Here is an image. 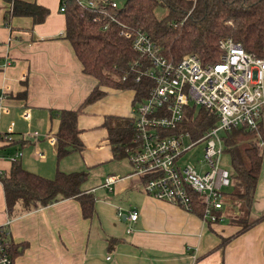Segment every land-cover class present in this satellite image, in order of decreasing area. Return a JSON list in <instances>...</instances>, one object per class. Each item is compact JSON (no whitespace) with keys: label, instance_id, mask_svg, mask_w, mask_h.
I'll list each match as a JSON object with an SVG mask.
<instances>
[{"label":"crops","instance_id":"0c3cea01","mask_svg":"<svg viewBox=\"0 0 264 264\" xmlns=\"http://www.w3.org/2000/svg\"><path fill=\"white\" fill-rule=\"evenodd\" d=\"M11 1L0 0V62L8 61L0 69L6 108L0 117V133L12 123L9 143L0 146V173H7L10 162L6 158L18 150V164L41 177L51 179L57 170L83 172L79 189L93 197L88 218L81 217L73 198L58 199L7 218L0 184V227L16 247L12 264H264V218L238 233L239 227L226 218L217 223L203 222L193 212L142 193L138 179L129 176L127 158H111L103 120L129 119L131 90L115 89L124 96L118 110L107 104L101 108L81 106L75 127L82 148L56 158L57 111L78 108L96 81L81 72L63 38L59 0H23L47 10L39 23H32L27 16L5 20ZM103 88L98 87L104 94ZM31 132L37 136L32 137ZM90 136L92 142L88 144ZM88 145H92L93 153L86 151ZM28 153L33 158H28ZM120 160L125 162L120 164ZM107 176L116 179L110 190L101 187ZM131 210L137 213L133 222L125 218ZM263 211L264 146L248 218H256Z\"/></svg>","mask_w":264,"mask_h":264},{"label":"trees","instance_id":"16d2710c","mask_svg":"<svg viewBox=\"0 0 264 264\" xmlns=\"http://www.w3.org/2000/svg\"><path fill=\"white\" fill-rule=\"evenodd\" d=\"M79 1L84 0H59L58 5L63 4V38L69 43L81 72L91 76L96 84L78 108L57 111L56 158L81 150L75 117L81 106L103 94L99 86L131 90V105L146 96L152 81L146 77L135 80L137 66L134 63L143 61L130 48L131 37L136 31L144 33L157 48V53L169 63L187 54L201 63L215 62L220 52L217 41L224 39L264 59V0H124L119 7L114 4L113 8L110 0H91L95 3L92 8ZM157 9L164 12L162 16L155 15ZM46 14L45 8L33 2L12 0L4 19L27 16L32 23H39ZM213 120L214 117L201 109L194 114V107L189 106L184 110L181 126L194 139ZM103 126L111 158H127L136 143L130 119L108 117L103 120ZM221 138L231 167L229 191L225 193L231 202L239 203L240 212L226 219L239 227L238 233L264 218V211L256 218H248L259 172L260 151L264 146V124H258L254 130L232 128ZM260 142L261 148L258 147ZM83 178V172L57 170L53 178L47 179L23 169L16 160L10 162L7 173H0L7 218L63 198L75 199L81 217H90L93 197L91 192L79 189ZM191 212L200 216V207L194 204ZM15 249L7 239L11 260Z\"/></svg>","mask_w":264,"mask_h":264},{"label":"built area","instance_id":"2783aa9c","mask_svg":"<svg viewBox=\"0 0 264 264\" xmlns=\"http://www.w3.org/2000/svg\"><path fill=\"white\" fill-rule=\"evenodd\" d=\"M79 3L88 8L95 6L91 0ZM109 5L115 6L112 2ZM58 10L62 12V3ZM130 48L143 61L134 63L135 80L146 77L152 86L141 101L131 105L129 119L136 143L127 154L129 176L137 178L141 192L152 199L189 213L194 204L198 205L203 222L217 223L234 217L236 203L225 193L230 184L229 172L218 167L216 160L223 151L221 137L226 131L254 130L264 124V59L224 39L217 41L220 52L215 62L201 63L187 54L169 63L140 31L133 33ZM6 65L8 61L3 59L0 69ZM4 99L5 90L0 89V117L6 112ZM189 106L214 117L212 124L194 139L181 126L184 110ZM11 127L9 123L5 133H0V146L9 143ZM31 136L35 138L37 133L31 132ZM197 142L202 143L203 164L199 171L178 163L180 156ZM19 155L15 150L6 159L12 162ZM115 181L113 176H107L101 187L110 190ZM136 214L131 210L123 216L133 222ZM116 216L121 213L116 211ZM5 235L0 227V264H12Z\"/></svg>","mask_w":264,"mask_h":264},{"label":"rangeland","instance_id":"374dc122","mask_svg":"<svg viewBox=\"0 0 264 264\" xmlns=\"http://www.w3.org/2000/svg\"><path fill=\"white\" fill-rule=\"evenodd\" d=\"M110 1L112 3H114L117 7H119L124 2V0H110ZM163 13L164 12L161 9L155 10V15L157 17L162 16ZM263 87H264V83H263ZM103 89H104V94H102L100 97H98L94 101L88 103L89 105L93 104V107L96 106V107L101 108V106L103 104H107V106L112 107L113 110H118L119 108H121L123 106L122 99L124 98V96L122 94H119V93H123V92L115 90L114 88L108 87V86H104ZM98 100H100L99 103H97ZM128 103H129V100L126 101L127 107H128ZM88 104H86V105L88 106ZM86 105H85V107H86ZM198 109H199L198 107H194V114H195V112H198ZM81 110H83V109L82 108L80 109V111H79L80 113L82 112ZM126 115L130 116L129 111L127 112ZM87 131H90V130H87ZM91 142H92V136H90V138L88 139V144ZM91 146L92 145H88V147H86V151H88V153L93 151V149H91ZM258 147L261 148L262 146L260 144H258ZM26 153H27V151L24 150L23 155H25ZM29 153L31 154V152H29ZM29 153L27 154L28 158H30V159L33 158ZM124 162H125L124 160L119 161L120 164H123ZM178 163L190 165V166L194 167L196 169V171L201 170V167L203 164L202 163V143L197 142L190 149L185 151L180 156ZM216 163H217L218 167L225 169L226 171L230 172L231 167H230V163H229V157H228V154L225 153L224 151H222L221 154L218 156ZM228 191H229L228 188L225 189V192H228ZM233 211H237V214L233 215L234 217L238 216L240 214L239 203H236V208H233Z\"/></svg>","mask_w":264,"mask_h":264}]
</instances>
